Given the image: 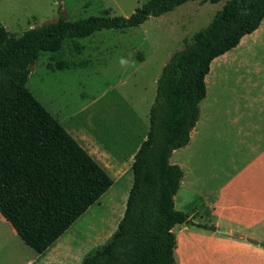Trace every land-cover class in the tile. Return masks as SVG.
I'll list each match as a JSON object with an SVG mask.
<instances>
[{"label":"trees","instance_id":"trees-1","mask_svg":"<svg viewBox=\"0 0 264 264\" xmlns=\"http://www.w3.org/2000/svg\"><path fill=\"white\" fill-rule=\"evenodd\" d=\"M190 1L150 0L129 17L91 16L32 28L20 36L0 25V215L38 254L51 247L113 186V179L26 87L30 67L53 54L54 70L76 69L61 57L67 42L103 30L125 32ZM264 19V0H229L164 66L149 113V130L132 164L125 211L105 244L82 264H179L176 226L213 233L215 224L176 209L184 169L171 163L185 148L206 98L212 62L236 48ZM77 67V66H76ZM243 241L264 249V241Z\"/></svg>","mask_w":264,"mask_h":264},{"label":"rangeland","instance_id":"rangeland-1","mask_svg":"<svg viewBox=\"0 0 264 264\" xmlns=\"http://www.w3.org/2000/svg\"><path fill=\"white\" fill-rule=\"evenodd\" d=\"M149 1L0 0V25L20 36L32 28L56 22L60 16L69 21L103 15L129 17ZM227 1H190L125 32H97L76 41L84 49L81 54L67 42L61 57L76 65V69L54 70L53 54L42 53L30 67L26 87L70 134L87 133L127 162L149 130V113L164 66L184 49L195 33L211 23ZM121 58L129 62L127 66H121ZM200 112L199 126L204 116L209 123L203 131L204 139L194 143L199 138V128L194 141L177 150L173 157V162L181 165L185 172L175 203L177 210L189 212L195 220L208 221L212 215L211 205L220 196L218 190L245 165L252 149L237 137L235 115L222 104L221 94L208 95L200 104ZM107 193L65 236L67 246L73 251H83L85 237L94 242L92 249L97 248L116 230L129 194L127 180L120 181ZM218 228L221 227L216 226ZM182 229L194 230L185 226L174 228L177 259L186 264L194 242ZM11 232L10 225L0 216V256L5 258L15 251L23 259L29 257L30 249Z\"/></svg>","mask_w":264,"mask_h":264},{"label":"crops","instance_id":"crops-1","mask_svg":"<svg viewBox=\"0 0 264 264\" xmlns=\"http://www.w3.org/2000/svg\"><path fill=\"white\" fill-rule=\"evenodd\" d=\"M205 84L207 95L203 101L210 94H221L222 104L226 106L228 112L235 115L237 137H241L244 146L252 149V155L218 190L220 196L215 198L211 205L212 215L209 219L215 226L240 234L242 239L217 236L213 233L185 232L182 229L194 242L186 264H264V249L243 241L247 238L264 240V19L253 33L241 39L236 48L212 62L210 72L205 77ZM206 117L204 116L199 126L200 112L190 142L194 141L193 136L199 128L200 135L194 143L204 139L203 131L209 124ZM72 134L71 136L113 179L114 183L109 191L125 179L130 191L133 173L132 176L129 174L132 172L134 156L140 146L129 155L127 162H123L95 137L82 131H75ZM255 147L259 150L255 151L253 149ZM175 152L171 157V163H175L173 162ZM104 195L107 196L108 193ZM112 199L110 197V200ZM91 209L92 206L86 212H91ZM7 223L11 227L13 237L24 243L11 224ZM73 225L43 254L36 253L26 245L30 249L29 257L23 259L13 251L5 258L0 256V264L82 263L85 252L93 248L94 242L85 237L86 242L81 253L69 248L65 236ZM179 264L183 263L179 260Z\"/></svg>","mask_w":264,"mask_h":264},{"label":"water","instance_id":"water-1","mask_svg":"<svg viewBox=\"0 0 264 264\" xmlns=\"http://www.w3.org/2000/svg\"><path fill=\"white\" fill-rule=\"evenodd\" d=\"M217 236H223V237H228V238H232V239H242L241 236L237 235V234H233L225 229H221L218 228L215 230L214 232Z\"/></svg>","mask_w":264,"mask_h":264},{"label":"clouds","instance_id":"clouds-1","mask_svg":"<svg viewBox=\"0 0 264 264\" xmlns=\"http://www.w3.org/2000/svg\"><path fill=\"white\" fill-rule=\"evenodd\" d=\"M128 63H129V62H128L126 59H124V58H121V59H120V64H121L122 67L127 66Z\"/></svg>","mask_w":264,"mask_h":264}]
</instances>
